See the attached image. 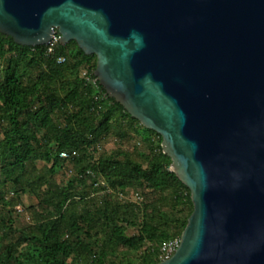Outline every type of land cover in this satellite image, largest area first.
I'll list each match as a JSON object with an SVG mask.
<instances>
[{"label": "water", "instance_id": "water-1", "mask_svg": "<svg viewBox=\"0 0 264 264\" xmlns=\"http://www.w3.org/2000/svg\"><path fill=\"white\" fill-rule=\"evenodd\" d=\"M0 34L74 41L161 137L192 212L155 264H264V0H0Z\"/></svg>", "mask_w": 264, "mask_h": 264}, {"label": "trees", "instance_id": "trees-1", "mask_svg": "<svg viewBox=\"0 0 264 264\" xmlns=\"http://www.w3.org/2000/svg\"><path fill=\"white\" fill-rule=\"evenodd\" d=\"M0 60V176L14 187V198L2 202L12 208L31 195L39 208L33 224L20 229L10 217L0 219V264H116L118 247L137 251L145 244L139 264L160 262L161 245L180 239L192 212L190 192L169 170L161 137L104 94L92 74L95 56L85 55L74 41L57 43L45 55V46H19L0 34ZM121 122L128 128L138 124L135 131L149 152L145 166L126 153L119 160L120 151L93 159L91 151ZM62 151L78 156L62 159ZM37 161L50 166L38 167ZM68 165L81 179L63 185L57 170ZM86 171L97 173L115 193L137 185L152 197L142 195L138 207L108 195L85 200L90 192L71 190L84 182ZM134 211L138 234L128 237Z\"/></svg>", "mask_w": 264, "mask_h": 264}, {"label": "rangeland", "instance_id": "rangeland-1", "mask_svg": "<svg viewBox=\"0 0 264 264\" xmlns=\"http://www.w3.org/2000/svg\"><path fill=\"white\" fill-rule=\"evenodd\" d=\"M3 62L0 60V68L2 67ZM84 71H81V75L83 76ZM125 125V126H124ZM139 126L137 123H134L131 128H128L126 124H114L110 129L109 133L101 141V143L96 145V150L91 151V155L94 160H96L101 155H111L114 152L117 153L120 151L121 155H118L119 160L124 159L123 154H127L131 159L136 160L140 163H143L144 166L147 155L149 154L145 144L142 143L139 136L137 135L135 130H138ZM38 167H49L50 164H46L41 161H37ZM87 165V159L81 160V166ZM80 173H76V170L72 166H67L66 168L58 169L56 180L60 183H66L68 180L77 177L81 179L79 176ZM86 177L83 179L84 182H75L73 185V190L75 193L82 192L83 190H87L90 192L91 196L86 198L85 200L92 199L95 197L97 201L101 200L103 196L108 195L111 198L116 199L119 203H127L130 205H136L137 207L141 205L140 203L142 195H146V197H152V194L149 190H146L143 187H139L137 185H133L128 187L127 190L123 192H113L110 189L105 181L95 172L86 171ZM14 187L10 181L5 180L2 176H0V219H7L10 217L12 220L13 228L20 229L25 227L26 225H32L34 221V213L39 212V208L36 206V199L31 195H24L19 204L15 205L12 208L4 206L2 199L4 201H11L14 198ZM74 201L79 202V197H75ZM33 207V208H32ZM81 206H79L80 208ZM135 214L131 216V220L135 223L134 227L128 226L125 230L126 236L130 237L138 234L140 218L139 213L134 211ZM136 215V216H135ZM171 234V231L169 230ZM175 237H172L174 240ZM148 244L143 245L139 250L132 251L126 250L122 247H118L116 250L115 262L116 264H139L140 257L142 256L143 251L147 249Z\"/></svg>", "mask_w": 264, "mask_h": 264}, {"label": "built area", "instance_id": "built-area-1", "mask_svg": "<svg viewBox=\"0 0 264 264\" xmlns=\"http://www.w3.org/2000/svg\"><path fill=\"white\" fill-rule=\"evenodd\" d=\"M59 43V38H55L52 36L51 40L46 44L44 45L45 46V55H50L55 47V45ZM63 59H58V63L62 62ZM85 75V72L83 73V76ZM78 156V153L77 151H62L59 153V157L62 158V159H72V158H75ZM89 173V171H87ZM179 244V239L178 238H175L174 240L170 239L166 242H164L161 247H160V250H159V260L160 261H163V260H166L168 259L169 257H171L177 246Z\"/></svg>", "mask_w": 264, "mask_h": 264}]
</instances>
